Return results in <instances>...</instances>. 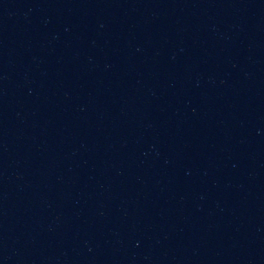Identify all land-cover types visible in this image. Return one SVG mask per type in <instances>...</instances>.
Here are the masks:
<instances>
[{
	"label": "water",
	"instance_id": "water-1",
	"mask_svg": "<svg viewBox=\"0 0 264 264\" xmlns=\"http://www.w3.org/2000/svg\"><path fill=\"white\" fill-rule=\"evenodd\" d=\"M50 264H264V29Z\"/></svg>",
	"mask_w": 264,
	"mask_h": 264
}]
</instances>
